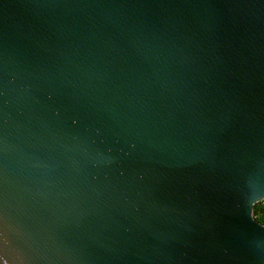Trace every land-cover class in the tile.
Segmentation results:
<instances>
[{
  "label": "water",
  "instance_id": "water-1",
  "mask_svg": "<svg viewBox=\"0 0 264 264\" xmlns=\"http://www.w3.org/2000/svg\"><path fill=\"white\" fill-rule=\"evenodd\" d=\"M264 0H0V264H264Z\"/></svg>",
  "mask_w": 264,
  "mask_h": 264
},
{
  "label": "trees",
  "instance_id": "trees-1",
  "mask_svg": "<svg viewBox=\"0 0 264 264\" xmlns=\"http://www.w3.org/2000/svg\"><path fill=\"white\" fill-rule=\"evenodd\" d=\"M262 202L263 201L259 202L255 206V215L259 221L264 223V204Z\"/></svg>",
  "mask_w": 264,
  "mask_h": 264
},
{
  "label": "rangeland",
  "instance_id": "rangeland-1",
  "mask_svg": "<svg viewBox=\"0 0 264 264\" xmlns=\"http://www.w3.org/2000/svg\"><path fill=\"white\" fill-rule=\"evenodd\" d=\"M262 203L264 204V201Z\"/></svg>",
  "mask_w": 264,
  "mask_h": 264
}]
</instances>
